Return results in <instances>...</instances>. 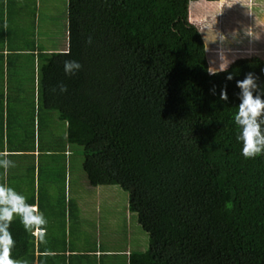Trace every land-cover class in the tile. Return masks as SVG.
Listing matches in <instances>:
<instances>
[{
    "label": "trees",
    "instance_id": "obj_1",
    "mask_svg": "<svg viewBox=\"0 0 264 264\" xmlns=\"http://www.w3.org/2000/svg\"><path fill=\"white\" fill-rule=\"evenodd\" d=\"M67 14V49L37 54L38 136L56 112L67 135L52 151L82 147L88 185L129 194L128 210L149 240L133 264H264V154L241 155L233 120L236 81L252 72L264 88V59L236 60L231 81L210 75L204 38L176 0H68ZM67 59L82 65L75 75H65ZM41 213H50L39 225L49 233L50 216L59 215ZM35 227L14 217L12 257L66 264L72 240L36 241Z\"/></svg>",
    "mask_w": 264,
    "mask_h": 264
},
{
    "label": "rangeland",
    "instance_id": "obj_2",
    "mask_svg": "<svg viewBox=\"0 0 264 264\" xmlns=\"http://www.w3.org/2000/svg\"><path fill=\"white\" fill-rule=\"evenodd\" d=\"M176 1L189 22L197 26L204 38L208 62L217 60L218 66L221 50L228 59L233 60L231 64L238 59L255 55L264 58V0H219L217 3L206 0L196 3H191L190 0ZM67 7L68 0H41V3L40 0L39 3L35 0L25 1V21L21 31L25 50H32L34 45L53 52L66 49ZM37 8L39 11L35 13ZM219 34H224L226 40L220 41ZM30 54L25 56L22 78L32 83L36 68L33 55ZM1 76L0 69V78ZM30 118L31 114L27 111L25 120ZM46 126L47 130L44 127L41 133V143L63 145L67 124L58 119L56 112L50 114ZM48 131H51L50 135H47ZM70 149V155L62 151L53 155L58 156L59 161L65 155L72 158L67 164V176L71 180L69 188L72 189L71 198L74 203L72 217L69 216L70 208L67 205V212L65 207L64 210L60 207L58 217L50 216L53 222L51 221L49 233L54 237L68 236L69 241L72 240L69 249L75 248L77 252L101 250L118 253L126 249L146 251L149 248L148 235L139 225L137 215L128 210L129 194L119 186L90 188L83 171V148L73 145ZM64 178L62 170L58 175H53V191L60 195L55 198L66 196ZM56 179L59 186L56 185ZM34 187L29 176L25 181L26 197L31 196ZM49 214L44 213V218ZM118 259L119 262L123 261H120L122 257Z\"/></svg>",
    "mask_w": 264,
    "mask_h": 264
},
{
    "label": "crops",
    "instance_id": "obj_3",
    "mask_svg": "<svg viewBox=\"0 0 264 264\" xmlns=\"http://www.w3.org/2000/svg\"><path fill=\"white\" fill-rule=\"evenodd\" d=\"M25 1L26 0H0V69L2 75L0 78V154H6L7 158L15 163L14 167H10L7 170L0 168V184L13 187L26 198V203L33 205L38 212H46V209H39V205H42L45 208L47 207L48 210H52V213L59 215L58 210L60 207H62L63 210L65 207V212H67L65 205H67L71 211L74 204L71 198L72 189L69 188L71 180H69L66 174L68 173V161L72 158L61 157L59 161L57 159L58 156L53 155L57 152L51 149L52 145L54 147H56V145L53 143L49 145L40 144L42 136H38L41 123L37 118L38 114H40L37 54L41 52L50 53L53 51H51V49L46 50L36 47V45L33 46L32 50H25L21 33L25 21ZM35 1L39 3V0ZM190 2L196 3L191 0ZM38 11L39 8L36 9L35 13H38ZM35 16L38 17L36 14ZM29 53H34L33 58L36 68L34 70V79L32 83L22 78L25 67V56ZM27 111L31 114V118L25 120ZM33 117H35V120ZM27 130L31 132L35 131V138L34 136L29 138L26 133ZM26 144H30V148L33 149V152L27 153L25 149H23V147H26ZM30 154L31 156H27ZM61 170L66 175L64 179L66 196H63V198H55L60 195H56L53 191L55 186L53 175H58V172ZM29 176L30 179L33 180L35 187L31 196L26 197L24 194L25 181ZM56 181V185L59 186L57 179ZM98 188L99 187H96V189ZM67 197H69V199ZM32 201H34V204H31ZM70 211L69 216L70 213H72ZM48 224L51 225V221L48 220ZM33 235L36 241H38V237L47 235L48 237L45 238V241L48 239V242L51 241V243L56 242V240L58 242H63L64 238L66 243L69 242L68 236L63 238L54 237L51 233H48L47 228H41L39 225H36ZM146 251L134 252L126 249L124 252L118 253L101 250L68 252L66 254V264H133V262L136 261L137 255L144 254ZM70 254H72L71 260H69ZM84 254H88L89 256L85 257ZM58 257L59 256H53L50 260L59 263L63 260V256H60L59 259ZM118 257H122L123 259L120 261H123L119 262Z\"/></svg>",
    "mask_w": 264,
    "mask_h": 264
},
{
    "label": "clouds",
    "instance_id": "obj_4",
    "mask_svg": "<svg viewBox=\"0 0 264 264\" xmlns=\"http://www.w3.org/2000/svg\"><path fill=\"white\" fill-rule=\"evenodd\" d=\"M218 37L220 41L226 40L224 34H219ZM86 43L89 45L93 43L91 36L87 38ZM232 62L233 60L228 59L221 50L218 56V66L217 60H210L208 73L215 75L218 72H226L225 79L231 81L233 73L228 72L227 69ZM81 68L79 61L74 59H67L63 63L66 76L75 75ZM261 71L264 72V69ZM258 80V76L249 72L242 80L236 81V87L240 91L238 93L239 104L233 120L239 128L236 140L241 143L240 152L245 158L264 154V88H261ZM57 88L60 93L68 90L62 82L57 85ZM211 91L215 94L214 87ZM220 99H228L226 87L221 88ZM14 166V161L8 159L6 154H0V168L7 170ZM14 217H19L26 230L33 225L46 223L43 214L38 212L33 205L26 203V198L22 194L11 186L0 184V264H27V261L14 259L11 255L15 242L9 228Z\"/></svg>",
    "mask_w": 264,
    "mask_h": 264
}]
</instances>
